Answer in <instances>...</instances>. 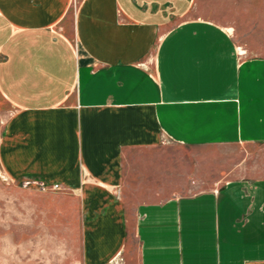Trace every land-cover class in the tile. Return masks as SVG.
Masks as SVG:
<instances>
[{
	"label": "crops",
	"instance_id": "0c3cea01",
	"mask_svg": "<svg viewBox=\"0 0 264 264\" xmlns=\"http://www.w3.org/2000/svg\"><path fill=\"white\" fill-rule=\"evenodd\" d=\"M197 2L0 0L1 165L76 200L75 264H264V178L125 199L135 174L172 160L188 179L192 152L264 143V57L186 17Z\"/></svg>",
	"mask_w": 264,
	"mask_h": 264
},
{
	"label": "rangeland",
	"instance_id": "374dc122",
	"mask_svg": "<svg viewBox=\"0 0 264 264\" xmlns=\"http://www.w3.org/2000/svg\"><path fill=\"white\" fill-rule=\"evenodd\" d=\"M197 1L195 12L186 17L198 15L217 22L231 32L239 53L264 57V0ZM179 20L175 18L170 26ZM13 110L0 94V138ZM210 151L192 152L196 154L194 172L188 179L189 167L184 166V175L177 174V165L172 160V165L165 164L171 168L167 174L150 173L145 178L143 172L140 179L132 174L134 177L127 181L124 191L125 199L134 204L164 199L168 194L215 189L230 178H264V143ZM138 154L143 162L152 152ZM140 167L143 170L145 164ZM161 176L162 181L156 183ZM186 179L192 184L187 187L185 183L186 187L182 188L181 181L187 182ZM44 184L33 177L21 181L10 178L0 161V264L76 263L80 243L76 200ZM134 256L137 262L136 248Z\"/></svg>",
	"mask_w": 264,
	"mask_h": 264
}]
</instances>
